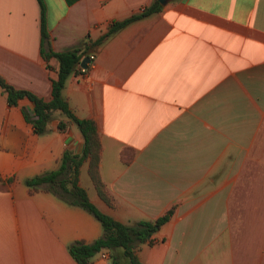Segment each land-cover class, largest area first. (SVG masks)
Returning <instances> with one entry per match:
<instances>
[{"label": "crops", "instance_id": "0c3cea01", "mask_svg": "<svg viewBox=\"0 0 264 264\" xmlns=\"http://www.w3.org/2000/svg\"><path fill=\"white\" fill-rule=\"evenodd\" d=\"M152 1L42 0L50 47L92 55L61 93L94 122L111 203L85 161L78 183L125 223L174 204L136 250L146 264H264V0H166L143 12ZM55 69L40 53L38 0H0V75L48 99ZM31 106L8 105L0 89V264H77L66 245L98 237L99 220L23 180L78 153L82 138L57 110L35 133L21 112ZM88 264L110 263L98 251Z\"/></svg>", "mask_w": 264, "mask_h": 264}, {"label": "trees", "instance_id": "16d2710c", "mask_svg": "<svg viewBox=\"0 0 264 264\" xmlns=\"http://www.w3.org/2000/svg\"><path fill=\"white\" fill-rule=\"evenodd\" d=\"M73 1L65 0L66 3ZM38 2L40 4V53L45 61L49 57L56 60L55 75L50 77V96L48 99H43L29 90L16 88L1 75L0 89L8 105L16 104L21 97H26L31 101V109L27 111L21 108V112L24 119L30 122L35 133L46 131L53 111L57 110L76 125L82 138V146L78 153L67 149L63 150L55 168L26 177L23 182L33 190L42 186L65 202L86 209L99 220L102 233L98 237L91 241L75 239L66 245L68 253L77 264H88L92 255L101 249L107 250L110 264H146L138 258L136 250L142 242L152 243V233L170 217L174 204H170L162 213L152 219H138L131 223H125L102 212L89 200L85 188L78 183L79 166L84 161L86 162L87 175L97 195L107 204L111 203V198L98 171L100 159L98 133L93 120L77 116L68 100L61 93L68 74L82 71L79 67L81 51L77 48L53 50L50 47L47 42L43 3L42 0H38ZM159 6L158 1L153 0L143 9V12L157 10ZM129 19L131 16L113 21L108 32L113 31ZM64 126L65 121L59 119L57 127L63 129ZM124 150L127 152L123 154V150L120 151V159L123 162H128L133 156V151L128 148Z\"/></svg>", "mask_w": 264, "mask_h": 264}, {"label": "water", "instance_id": "95a60500", "mask_svg": "<svg viewBox=\"0 0 264 264\" xmlns=\"http://www.w3.org/2000/svg\"><path fill=\"white\" fill-rule=\"evenodd\" d=\"M159 3H164L166 0H157ZM90 60L89 56L85 55L81 57L79 60V66L85 68L87 66V62Z\"/></svg>", "mask_w": 264, "mask_h": 264}, {"label": "built area", "instance_id": "2783aa9c", "mask_svg": "<svg viewBox=\"0 0 264 264\" xmlns=\"http://www.w3.org/2000/svg\"><path fill=\"white\" fill-rule=\"evenodd\" d=\"M89 58H92V55H89ZM80 68H81V70H84L83 67H80ZM99 256H100L101 258L106 257V256H107V250H106V249H101V250L99 251Z\"/></svg>", "mask_w": 264, "mask_h": 264}]
</instances>
